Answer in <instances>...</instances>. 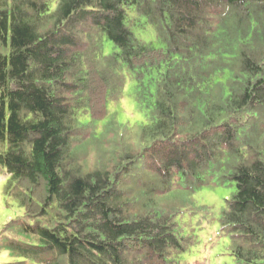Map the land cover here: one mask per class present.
<instances>
[{
	"label": "trees",
	"instance_id": "16d2710c",
	"mask_svg": "<svg viewBox=\"0 0 264 264\" xmlns=\"http://www.w3.org/2000/svg\"><path fill=\"white\" fill-rule=\"evenodd\" d=\"M2 175L0 264H191L180 217L232 182L219 233L264 264V0H0Z\"/></svg>",
	"mask_w": 264,
	"mask_h": 264
},
{
	"label": "rangeland",
	"instance_id": "374dc122",
	"mask_svg": "<svg viewBox=\"0 0 264 264\" xmlns=\"http://www.w3.org/2000/svg\"><path fill=\"white\" fill-rule=\"evenodd\" d=\"M152 33L150 31L145 34L148 41L155 40ZM134 85L135 82L128 78L123 98L120 101L110 103V109L118 113L121 121L136 123L146 118L144 117L145 113L138 109V104L133 96ZM5 182V175L0 176V230L18 214V210L8 207L6 204ZM234 190L235 183L232 182L215 189L204 188L197 192L195 195L197 202L202 205H209L212 211L209 216L201 213L194 215L186 213L180 217V220L185 225L187 224L188 229L194 230L200 240L196 247L188 254H184V260L191 264H236L234 257L230 255L226 248L229 238L219 233L220 223L218 221L220 208ZM9 259L8 254L0 253V263L9 261Z\"/></svg>",
	"mask_w": 264,
	"mask_h": 264
}]
</instances>
